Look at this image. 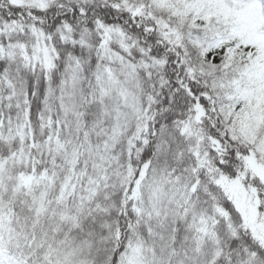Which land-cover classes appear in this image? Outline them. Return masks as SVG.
I'll use <instances>...</instances> for the list:
<instances>
[{
    "label": "snow or ice",
    "instance_id": "obj_1",
    "mask_svg": "<svg viewBox=\"0 0 264 264\" xmlns=\"http://www.w3.org/2000/svg\"><path fill=\"white\" fill-rule=\"evenodd\" d=\"M0 264H264V0H0Z\"/></svg>",
    "mask_w": 264,
    "mask_h": 264
}]
</instances>
